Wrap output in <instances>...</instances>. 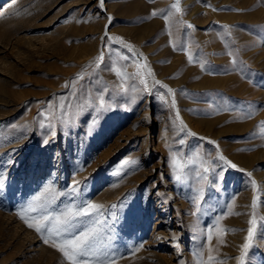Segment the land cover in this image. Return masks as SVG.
Returning <instances> with one entry per match:
<instances>
[{"label":"rangeland","instance_id":"rangeland-1","mask_svg":"<svg viewBox=\"0 0 264 264\" xmlns=\"http://www.w3.org/2000/svg\"><path fill=\"white\" fill-rule=\"evenodd\" d=\"M0 13V264H264V0Z\"/></svg>","mask_w":264,"mask_h":264},{"label":"bare ground","instance_id":"bare-ground-1","mask_svg":"<svg viewBox=\"0 0 264 264\" xmlns=\"http://www.w3.org/2000/svg\"><path fill=\"white\" fill-rule=\"evenodd\" d=\"M100 3H101V0H100ZM9 4V3H8ZM4 9H6V8H4ZM3 11V10H2ZM1 11V12H2ZM1 14V13H0ZM5 21H6V19H4L3 21H2V23H1V21H0V25L1 24H4L5 23ZM108 22L109 21H107L106 23H105V25H104V29L106 30L107 29V25H108ZM150 25H152V23L151 24H149L148 26L150 27ZM144 29H146L145 27H140L139 29H138V33H136L134 36H135V39H136V41L137 42H139L140 41V38H141V32L142 31H144ZM131 50L134 52V53H139L142 57H145L142 53H140L137 49H134V48H131ZM145 63V62H144ZM145 69H146V72L149 74V76H150V78H151V80H152V82L153 81H155V78H154V76L152 75V72H151V70H150V67L145 63ZM160 80H162V79H159V80H156V81H160ZM166 83H167V87H168V90H169V92L171 91V89H172V84H170V82H167L166 81ZM247 160V159H246ZM246 160H244V161H242V163L244 164V165H247V166H250L251 164L248 162V161H246ZM54 182V181H53ZM48 183H49V181H48ZM48 185H50V183L48 184ZM47 185V186H48ZM53 185V184H52ZM46 186V185H45ZM56 187V186H55ZM56 189V188H55ZM253 191V190H252ZM136 202H134V199L132 200V209H134V207H135V204ZM246 210H248V209H244V211H246ZM242 212V211H241ZM164 214L166 213V212H163ZM160 224H162V221H160L159 222ZM64 236V235H63ZM160 236H162V240L159 242L158 241V244H159V246L161 247H163V248H168V247H175L176 245V241H175V239L176 238H174L173 236H171V237H169L168 238V236H166V235H160ZM113 237V236H112ZM111 237V238H112ZM64 238V237H63ZM82 238V237H81ZM80 238V239H81ZM83 239V238H82ZM84 240V239H83ZM82 240V241H83ZM110 240H113V239H110ZM68 241V240H67ZM71 241H72V239H71ZM104 242V241H103ZM176 242V243H175ZM69 244V243H68ZM95 244H97V243H95ZM94 244V245H95ZM101 243H99L98 245H100ZM104 244V243H103ZM93 245V246H94ZM156 245H157V243H156ZM27 246L29 247V248H31L32 249V253H34V254H36V255H43L46 251H48V249H47V247L46 246H44V244L42 245V243H40V241H28L27 242ZM72 246V245H71ZM158 247V246H157ZM73 248V247H72ZM70 249V252H71V255L72 256H78V254H79V251H76V250H74V249ZM108 248H109V250L108 249H105L104 247H102L101 245L100 246H94V247H92V250H91V252L93 253V254H95V255H98V254H104V253H106L105 251L107 250V251H109V252H112V251H119L121 248H122V245H120L119 244V241L118 240H114V241H111L110 243H109V245H108ZM69 249V248H68ZM67 250V249H66ZM88 249H86L85 251H87ZM81 251V250H80ZM89 251V253H90V250H88ZM87 251V252H88ZM69 252V253H70ZM84 253V252H83ZM88 253V254H89ZM113 254H115V252H112ZM117 253H119V254H121V252H117ZM108 254V253H107ZM98 257V256H97ZM79 259V258H78ZM155 259H158L157 258V256L156 257H154L153 256V258L151 259V260H147V261H145V262H147V264H166V263H164V262H162L161 260H159L158 259V261H156ZM76 260V259H75ZM103 260V259H102ZM100 262H101V260H99ZM86 262V261H85ZM125 262V261H124ZM127 263V262H126ZM144 263V262H143Z\"/></svg>","mask_w":264,"mask_h":264}]
</instances>
